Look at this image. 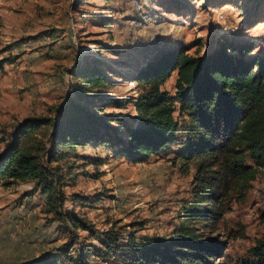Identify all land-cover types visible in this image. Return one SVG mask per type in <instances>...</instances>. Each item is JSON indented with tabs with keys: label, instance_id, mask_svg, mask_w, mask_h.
I'll return each mask as SVG.
<instances>
[{
	"label": "rangeland",
	"instance_id": "rangeland-1",
	"mask_svg": "<svg viewBox=\"0 0 264 264\" xmlns=\"http://www.w3.org/2000/svg\"><path fill=\"white\" fill-rule=\"evenodd\" d=\"M136 1L0 0V150L16 125L45 120L33 142L44 146L40 162L61 177L55 185L64 217L48 211L36 182L6 186L0 180V264L53 257L68 264L84 250L99 248L109 229L125 238L133 233L141 240L164 239L190 223L184 206L193 197L196 163L180 155L181 145L144 162L97 142L51 157L57 109L84 82L74 74L81 66L96 64L108 76L105 95L132 101L139 92L137 72L166 49L184 46L203 56L223 44L251 43L248 58L264 57V0ZM176 80L174 71L162 88L174 95ZM122 104L126 108L107 105L104 112L136 114L133 102ZM175 117L181 124L178 112ZM195 225L228 241L227 259L247 256L264 237V169L245 195L234 194L213 233ZM89 261L123 264L116 256L93 255Z\"/></svg>",
	"mask_w": 264,
	"mask_h": 264
},
{
	"label": "trees",
	"instance_id": "trees-1",
	"mask_svg": "<svg viewBox=\"0 0 264 264\" xmlns=\"http://www.w3.org/2000/svg\"><path fill=\"white\" fill-rule=\"evenodd\" d=\"M252 51L251 43L223 44L203 56L188 53L184 46L166 49L137 72L139 92L132 101L101 92L110 80L96 64L74 72L84 82L57 109L51 157L97 142L128 160L144 162L178 144L180 155L195 161L196 173L192 200L184 206L190 223L181 227L180 235L141 240L109 229L99 248L84 250L68 264H90L93 255L116 256L123 264H264V237L247 256L232 260L225 256L227 240L207 236L195 225L202 223L213 233L234 194L245 195L258 169H264V57L248 58ZM174 71L176 93L171 95L162 87ZM128 101L136 114L104 112L107 105L126 108L122 103ZM43 124V118H32L15 126L0 150V180L6 186L36 182L48 211L63 219L55 185L61 177L40 162L44 146L33 142ZM67 217L77 228L76 218ZM59 261L44 258L37 264Z\"/></svg>",
	"mask_w": 264,
	"mask_h": 264
},
{
	"label": "built area",
	"instance_id": "built-area-1",
	"mask_svg": "<svg viewBox=\"0 0 264 264\" xmlns=\"http://www.w3.org/2000/svg\"><path fill=\"white\" fill-rule=\"evenodd\" d=\"M135 1H136V0H135ZM136 2H137V1H136ZM137 5H138V6H137V7H138L137 9H140V8H141V5H139L138 2H137ZM2 222H3V217L0 215V224H1Z\"/></svg>",
	"mask_w": 264,
	"mask_h": 264
}]
</instances>
